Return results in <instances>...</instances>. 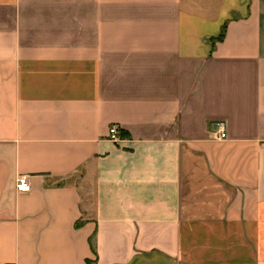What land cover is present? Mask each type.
Here are the masks:
<instances>
[{"label":"crops","instance_id":"obj_1","mask_svg":"<svg viewBox=\"0 0 264 264\" xmlns=\"http://www.w3.org/2000/svg\"><path fill=\"white\" fill-rule=\"evenodd\" d=\"M96 259L264 264V0H0V264Z\"/></svg>","mask_w":264,"mask_h":264},{"label":"built area","instance_id":"obj_2","mask_svg":"<svg viewBox=\"0 0 264 264\" xmlns=\"http://www.w3.org/2000/svg\"><path fill=\"white\" fill-rule=\"evenodd\" d=\"M219 130L221 132V136L224 138L227 136V126L224 122H220L219 124ZM111 138L114 140H118V134H119V130L117 128V126H112L111 130ZM18 188L21 191H29L31 189V185L29 182H27V179L25 177H22L19 179L18 182Z\"/></svg>","mask_w":264,"mask_h":264},{"label":"trees","instance_id":"obj_3","mask_svg":"<svg viewBox=\"0 0 264 264\" xmlns=\"http://www.w3.org/2000/svg\"><path fill=\"white\" fill-rule=\"evenodd\" d=\"M224 34H225V33L223 32V34H222L221 38L224 36ZM221 38H220V39H221ZM97 262H98V260L96 259V260H94V261H92V260H89V262H88V263H89V264H97Z\"/></svg>","mask_w":264,"mask_h":264}]
</instances>
